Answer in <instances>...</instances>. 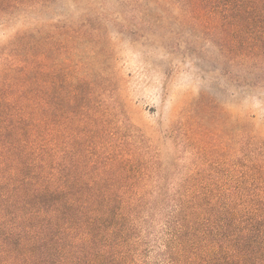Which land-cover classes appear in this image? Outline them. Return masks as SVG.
<instances>
[{
  "label": "trees",
  "instance_id": "1",
  "mask_svg": "<svg viewBox=\"0 0 264 264\" xmlns=\"http://www.w3.org/2000/svg\"><path fill=\"white\" fill-rule=\"evenodd\" d=\"M116 1L108 12L90 0L76 22L82 0H0V28L25 22L0 47V264H264L252 121L167 174L76 51L128 14L127 27L199 32L230 77L264 88V0Z\"/></svg>",
  "mask_w": 264,
  "mask_h": 264
},
{
  "label": "rangeland",
  "instance_id": "2",
  "mask_svg": "<svg viewBox=\"0 0 264 264\" xmlns=\"http://www.w3.org/2000/svg\"><path fill=\"white\" fill-rule=\"evenodd\" d=\"M89 1L82 0L79 11L70 12L76 22ZM91 1L97 8L104 4L108 12L118 8L116 0ZM124 18L130 16L112 18L100 33L102 39L77 46L85 60L80 71L110 80L107 96L119 99L121 110L153 143L165 173L172 174L175 164L185 165L196 144L207 145L209 150L214 144L226 143L231 128H240L248 120L264 138V88L249 89L244 81L230 77L219 46L193 30L176 25L167 30H143L124 26ZM23 24L18 20L0 28V47ZM89 34L99 33L92 30ZM80 57L74 54L71 59L78 63ZM192 130H207L210 139Z\"/></svg>",
  "mask_w": 264,
  "mask_h": 264
}]
</instances>
